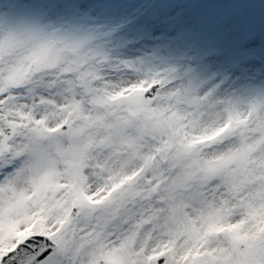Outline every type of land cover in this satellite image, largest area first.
I'll list each match as a JSON object with an SVG mask.
<instances>
[{"label":"snow or ice","instance_id":"6c2138e0","mask_svg":"<svg viewBox=\"0 0 264 264\" xmlns=\"http://www.w3.org/2000/svg\"><path fill=\"white\" fill-rule=\"evenodd\" d=\"M0 264H264V21L0 0Z\"/></svg>","mask_w":264,"mask_h":264},{"label":"rangeland","instance_id":"374dc122","mask_svg":"<svg viewBox=\"0 0 264 264\" xmlns=\"http://www.w3.org/2000/svg\"><path fill=\"white\" fill-rule=\"evenodd\" d=\"M23 3L42 5L44 2H52V0H22ZM57 3H118L123 2V0H55ZM219 0H200V3L205 7H210ZM232 3L238 5V14L245 18L250 23L258 25L261 21H264V0H231ZM86 23L96 28L98 31H107L114 26L113 22L105 19L103 16L93 15L90 17ZM129 43H135V41H126L121 45L120 41H112L111 44L114 45L113 50L117 53H123L125 48Z\"/></svg>","mask_w":264,"mask_h":264}]
</instances>
